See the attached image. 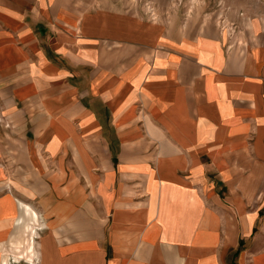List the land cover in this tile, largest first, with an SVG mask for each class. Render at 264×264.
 <instances>
[{"label":"crops","instance_id":"crops-1","mask_svg":"<svg viewBox=\"0 0 264 264\" xmlns=\"http://www.w3.org/2000/svg\"><path fill=\"white\" fill-rule=\"evenodd\" d=\"M226 20L0 0V214L66 230L42 264H110L132 236L138 264H230L240 240L238 264H264V16ZM96 190L115 201L99 222Z\"/></svg>","mask_w":264,"mask_h":264},{"label":"rangeland","instance_id":"rangeland-1","mask_svg":"<svg viewBox=\"0 0 264 264\" xmlns=\"http://www.w3.org/2000/svg\"><path fill=\"white\" fill-rule=\"evenodd\" d=\"M121 2L124 7L137 9L144 20L154 23L160 22V24L165 23V25H171L176 30L179 26H184L190 22L195 23L198 20L204 24L210 21H217L218 23L225 19L226 24V18L233 16L234 13L254 17L264 16V0H121ZM68 178L66 177V179ZM137 189L138 197L136 199L139 201L141 196L139 194H143L141 191L143 189L142 185H139ZM72 195L74 194L70 192L69 196ZM89 195L91 198H89L88 206L91 207L92 221L99 222V220L105 219V216L112 217L108 213L105 214L104 209L106 205L108 207L109 204H113L115 201H112L111 198H107V200L101 198L102 196L97 190L92 194L90 191ZM46 205H49V203H44V206ZM31 209L36 213L37 218L33 220L30 216L25 215L23 224L20 221L23 213L11 216L0 214V264H42L43 249L46 242H49L52 236L56 242H59L62 237L61 234L66 231L62 229L55 230L58 228L57 224H46L45 219L48 218L43 217L36 209ZM117 219L122 223L121 218ZM10 222H13V224L10 225ZM52 226L54 231L59 233L57 237L52 233ZM114 239L111 237V244L108 248V262L110 264H138L140 262L142 255L145 253L144 247L146 244L143 248H136L133 244L135 237L132 236L131 244L122 249L126 241L123 238H116L118 241L116 244L118 248H116ZM72 240H68V238L62 240V247L71 246L73 242L76 243ZM243 242V240L239 241L237 250L232 253L230 264H238L245 248ZM147 245L153 246L152 243H147ZM64 249H67L64 252L68 251V248ZM167 251L165 249L161 250L164 264H186L189 259L188 256H183V253L174 255L169 254ZM63 257L65 258V256ZM249 260H252V258L247 261Z\"/></svg>","mask_w":264,"mask_h":264}]
</instances>
